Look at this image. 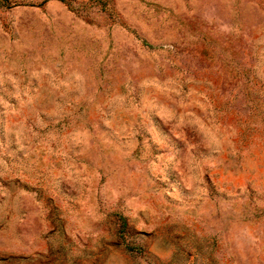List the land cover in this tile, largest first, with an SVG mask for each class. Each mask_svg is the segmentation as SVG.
Instances as JSON below:
<instances>
[{
  "label": "rangeland",
  "instance_id": "1",
  "mask_svg": "<svg viewBox=\"0 0 264 264\" xmlns=\"http://www.w3.org/2000/svg\"><path fill=\"white\" fill-rule=\"evenodd\" d=\"M0 264H264V0H0Z\"/></svg>",
  "mask_w": 264,
  "mask_h": 264
},
{
  "label": "trees",
  "instance_id": "2",
  "mask_svg": "<svg viewBox=\"0 0 264 264\" xmlns=\"http://www.w3.org/2000/svg\"><path fill=\"white\" fill-rule=\"evenodd\" d=\"M59 1H66V0H59ZM125 219H122V224L125 225Z\"/></svg>",
  "mask_w": 264,
  "mask_h": 264
}]
</instances>
